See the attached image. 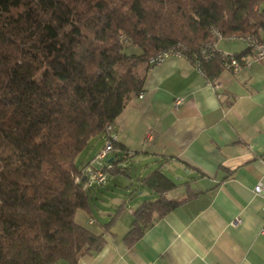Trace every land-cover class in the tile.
<instances>
[{
  "label": "trees",
  "instance_id": "trees-1",
  "mask_svg": "<svg viewBox=\"0 0 264 264\" xmlns=\"http://www.w3.org/2000/svg\"><path fill=\"white\" fill-rule=\"evenodd\" d=\"M212 28L259 39L264 0H0V264L75 263L103 246L73 219L94 194L75 158L142 92L138 66L177 42L198 52ZM224 62L202 61L206 79ZM140 182L156 196L133 210L128 244L186 199L163 196L175 183L159 168Z\"/></svg>",
  "mask_w": 264,
  "mask_h": 264
},
{
  "label": "crops",
  "instance_id": "crops-1",
  "mask_svg": "<svg viewBox=\"0 0 264 264\" xmlns=\"http://www.w3.org/2000/svg\"><path fill=\"white\" fill-rule=\"evenodd\" d=\"M259 35L264 40V33ZM215 41L218 50L250 55L241 37ZM136 71L144 75L142 95L130 97L112 122L116 143L123 147L119 151L172 167L176 180L163 173L175 186L163 196L186 199L155 219L132 244L124 235L142 200L136 199L134 206L121 204L107 231L103 223L114 213L99 229L85 226L103 233L100 249L82 254L75 263L53 264H264V199L252 190L264 180L262 66L252 62L235 73L223 69L214 78L220 83L218 93L185 57L168 56ZM148 130L151 137L145 140ZM104 136L82 164L103 146ZM111 157L119 162L116 154ZM144 175L136 176L138 194L155 197L141 185ZM86 223L96 220L89 215Z\"/></svg>",
  "mask_w": 264,
  "mask_h": 264
},
{
  "label": "rangeland",
  "instance_id": "rangeland-1",
  "mask_svg": "<svg viewBox=\"0 0 264 264\" xmlns=\"http://www.w3.org/2000/svg\"><path fill=\"white\" fill-rule=\"evenodd\" d=\"M124 51L127 53H140V49L134 45H126ZM87 146L79 151L75 158L77 166L82 164L88 157L93 155V151L101 145V135L93 136L89 138ZM117 155L119 162L116 163L117 168L114 171H109L106 182L102 184L91 183L94 194L89 199L91 206V214L86 213L84 210L77 209L75 216L76 222L83 224L91 229L100 228V223L107 221L111 214L116 213L118 208L122 204L135 205V200H151L154 195L150 194H138L140 188L136 176H142L146 172L153 170L159 166L161 171L166 175H170L172 179L176 180V175H172L173 168L170 166L163 167L160 162L154 161V159L145 155L137 156L131 154L126 156L119 150H111L108 157L111 155ZM107 158L102 159V164L106 163ZM160 163V164H159ZM170 168V169H169ZM91 215L96 223L87 224L86 219Z\"/></svg>",
  "mask_w": 264,
  "mask_h": 264
},
{
  "label": "built area",
  "instance_id": "built-area-1",
  "mask_svg": "<svg viewBox=\"0 0 264 264\" xmlns=\"http://www.w3.org/2000/svg\"><path fill=\"white\" fill-rule=\"evenodd\" d=\"M221 37H223L221 32L216 28H212L211 39L206 40L204 43H202L198 52H190V50H188L182 43L177 42L169 48L157 51L153 54V56H149V63L151 65H155L163 61L168 56L185 57L192 62V65H194L195 69H197L202 75L205 76V73L201 68V62L209 60L213 58L215 54H218L222 59L225 60L223 68L233 73L240 71L242 67L250 65L252 62H258V64L260 63V65L262 66V70H264V40H260L256 36L252 35L242 36L232 34L227 36L230 38L241 37L246 40L248 44L250 55L248 57L243 55L237 58L234 54H229L218 50L215 40ZM206 80L208 81L212 89L217 92L220 87V83L216 81V79ZM141 95L142 93H140L138 97H140ZM179 102L180 99L178 98L176 99L175 104H178ZM104 135L105 141L103 146L96 151L91 161L85 164V166L83 167L85 179H87L88 183L102 184L106 182L108 172L113 167L112 161H106V163L104 164L100 162L102 159L108 158L109 152L113 150V144L116 141V133L112 123H105ZM150 135L151 131L148 130L146 135L144 136L145 140L150 139ZM74 179L75 181L79 180L77 176ZM253 185V193L259 195L260 198L264 199V180H258ZM262 209H264V204H262ZM89 222H92V220L90 219ZM235 222H239V219L236 218L234 220V223ZM262 222H264V213H262ZM262 230H264V227H262Z\"/></svg>",
  "mask_w": 264,
  "mask_h": 264
},
{
  "label": "water",
  "instance_id": "water-1",
  "mask_svg": "<svg viewBox=\"0 0 264 264\" xmlns=\"http://www.w3.org/2000/svg\"><path fill=\"white\" fill-rule=\"evenodd\" d=\"M111 160H112V157L111 156L107 158V161H111Z\"/></svg>",
  "mask_w": 264,
  "mask_h": 264
}]
</instances>
